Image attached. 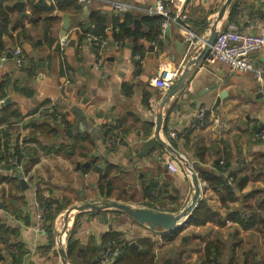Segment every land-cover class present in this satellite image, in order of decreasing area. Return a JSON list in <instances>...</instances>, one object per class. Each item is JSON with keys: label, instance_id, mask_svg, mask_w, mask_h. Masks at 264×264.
<instances>
[{"label": "crops", "instance_id": "1", "mask_svg": "<svg viewBox=\"0 0 264 264\" xmlns=\"http://www.w3.org/2000/svg\"><path fill=\"white\" fill-rule=\"evenodd\" d=\"M21 1L19 10L17 0H0L9 17L0 57L19 48L25 59L21 65L11 56L0 61V143L8 147V154L15 147L23 156L35 151L38 160L24 174L17 166L5 169L9 158L0 160V224L9 229L7 235L12 234L9 246H0V264H14L15 246L22 250L16 264H63L60 249L72 264L67 239L74 224L78 264H83L86 248L101 249L102 238L110 231L120 233L131 246L151 238L155 264L179 257L188 264H202L203 248L209 241L224 245L214 258L217 264H264V141L255 137L264 133V81L257 82L251 73L231 72L208 54L198 62L203 44H185L173 22L162 34L158 17L145 15L154 0H117L135 7L125 13L131 17L130 34L120 33L118 40L115 25L124 22V14L99 2L81 7L70 0H56V4ZM174 2L178 23L200 36L229 22L264 36V0ZM93 16L104 21L102 49L85 34ZM62 39H66L63 49L59 46ZM251 59L255 66L264 67V50ZM185 68L183 86L163 109L162 139L191 166L201 187L198 200L222 216L229 211L242 213L253 219L252 228L243 229L235 222L188 225L167 242L163 238L167 231L162 228L150 229L115 210H85L69 218L68 233L60 241L58 217L63 220L67 208L84 202L111 199L170 214L190 204L191 176L154 136L158 107L170 88L161 91L153 81L163 73L173 72L179 78ZM199 111L204 112L201 121L196 118ZM85 125L98 136L84 129ZM169 126L178 133L177 139L169 140ZM112 132L117 143L109 148L105 142ZM148 140L155 146L141 155ZM164 161L173 162L177 172L168 170ZM197 171L229 185L231 173H235V183L243 177L248 180L241 190L233 187L237 200L223 204L220 185L212 188L199 179ZM105 172L110 181L108 197L98 188ZM34 188L36 193L42 191L50 211L63 205L51 224L52 240L35 223Z\"/></svg>", "mask_w": 264, "mask_h": 264}, {"label": "trees", "instance_id": "2", "mask_svg": "<svg viewBox=\"0 0 264 264\" xmlns=\"http://www.w3.org/2000/svg\"><path fill=\"white\" fill-rule=\"evenodd\" d=\"M58 1V0H57ZM67 1V0H63ZM70 0L67 2L73 3L74 2ZM56 4V0H55ZM77 5V4H76ZM80 6V5H79ZM82 7V6H81ZM129 14H124L122 17L125 18L124 22L122 24H116L115 26L117 29L119 28V32L115 35V37L120 38V33L122 35H129L130 34V28L128 27L131 17L128 16ZM155 20L158 21V26L161 24V19L158 17ZM9 21V17L7 12L4 8L0 7V54L4 52V44L2 42V36L4 34H7V24ZM91 26L86 30L85 34H89L93 37H99L104 36V21L98 17H92L91 18ZM88 35V36H89ZM25 61V59H24ZM23 61V63H24ZM105 132H108L106 129ZM4 150L5 153L8 151L7 146H2L0 143V160L6 159L8 156H16L18 158L17 163H22L23 168V174L29 170V168L35 164L38 160L37 154L35 151H30V154L28 155L27 152L24 153V156L21 153V150H19V147L13 148V152L9 153L8 156H5L1 150ZM15 165L9 163H6L5 169L9 170L10 168L14 167ZM198 177L201 181L209 183V185L213 188L217 183L220 185L221 192H220V199L223 204H225L226 201L232 202L237 200L235 193L233 191V187H235L238 190H241L242 187L245 185V183L248 180V177H243L239 182H236L235 173H231L232 182L229 185L227 182H223L219 177L208 175L207 173L203 171H197ZM99 192L102 195H106L107 197L110 194V181L107 179L106 172L101 175L100 182L98 185ZM36 198L40 203H44L46 209H48V201L44 200L42 196V191H38L36 193ZM150 207V206H149ZM63 205H60L58 207L57 211H46L47 217L46 222L44 225L45 232L51 237L49 239L52 240L53 234L51 232V224L55 218V216L58 214L60 210H62ZM252 220H248L247 218L242 216V213L240 212H228L226 216H222L219 213L213 211L209 206H207L206 202L204 200H198L197 206L189 213L187 221L183 223L182 226H179L175 228L174 230L167 231L166 234L163 235V238L165 241L170 242L174 240L178 234L182 231L183 227L188 225L193 226H201L206 224L207 222H213L217 226H224L227 222H235L238 223L243 229H251L252 228ZM76 230V224L73 225L72 230L68 236L67 239V257L71 260L72 264H78L76 262V251L78 249V244L75 243L73 240V233ZM9 233V229L3 225L0 224V246L7 247L8 242L10 241L11 235H7ZM50 243H53L52 241ZM49 243V244H50ZM15 246V245H14ZM106 246L109 247L111 251L117 250V256L114 257L111 260V264H155L156 263V253H155V243L151 238H143L136 241L134 246L127 245L125 241H123L120 233L118 232H108L106 235L102 238V246L99 250L98 247H88L85 249V253L83 254V257L81 258L83 261V264H100V260H102V255L105 253ZM16 250H18L17 255L15 256V260H13L14 264L18 261V257L20 258L22 255V250L20 246H15ZM224 248V245L221 242H214L209 241L206 243V245L203 248V255L201 256L202 264H217L214 260L215 257H219L221 250ZM108 255V254H107ZM2 259L1 253H0V260ZM161 264H188L185 261L181 260L180 257L177 259H170L167 258L165 260L161 261Z\"/></svg>", "mask_w": 264, "mask_h": 264}, {"label": "built area", "instance_id": "3", "mask_svg": "<svg viewBox=\"0 0 264 264\" xmlns=\"http://www.w3.org/2000/svg\"><path fill=\"white\" fill-rule=\"evenodd\" d=\"M82 7H87L94 2H99L104 8L113 11L116 14H125L132 11L135 7L130 3L117 1V0H72ZM175 0H154L153 4L148 6L144 13L149 17H159L161 19L160 29L163 34L169 25L170 22L178 25L183 41L187 45H191L194 42H200L205 45L209 32L200 36L194 32L188 25L178 23L179 16L174 15L172 11V6L175 3ZM51 3L54 4L55 0H51ZM90 36V35H89ZM93 42L99 49H102L105 46V39L103 36L93 37L90 36ZM66 44V39L59 41V46L61 49ZM264 50V36L255 35L247 33L241 29V26L235 22H229L225 28L217 30L216 37L213 43L209 47L208 58L221 63L229 68L231 72L234 73H251L255 80L259 83L264 81V67L255 66L252 62L251 56L259 51ZM10 55L15 59V61L21 65L24 61V57L19 48H16L9 53L3 54L0 57V61H3L7 55ZM175 73H163L157 79L153 81V85L160 89L161 91L166 92L172 85L175 83L176 79ZM178 78V77H177ZM1 102V101H0ZM204 112L199 111L196 118L198 121L203 119ZM115 132H112L107 141L105 142L106 147L114 146L117 143V138L114 135ZM169 140L177 139L178 133L173 129L172 126L168 127L167 130ZM259 140L264 141V133L256 134L255 136ZM21 148V147H20ZM10 153L12 151L10 150ZM155 157L160 161V157L155 154ZM9 163L17 166V169L20 173H23L22 163H17L18 158L16 156H8ZM168 170L172 172H177L176 167L171 161H164ZM34 196L36 193V188H34ZM34 206V215L36 219V225L39 230L43 231V221L45 216V209L41 206V203L37 200L36 196L33 201ZM117 256V250L110 254L109 258L103 257L102 263L108 264L111 260Z\"/></svg>", "mask_w": 264, "mask_h": 264}, {"label": "water", "instance_id": "4", "mask_svg": "<svg viewBox=\"0 0 264 264\" xmlns=\"http://www.w3.org/2000/svg\"><path fill=\"white\" fill-rule=\"evenodd\" d=\"M15 6H17L18 9L21 10L23 7V2L21 0H17ZM216 34H217V28L213 27L209 33L206 44L204 45L203 52L198 62L204 59L205 56L208 54L209 47L213 43ZM7 56L10 55L8 54ZM186 75H187V68H185L182 71L181 76L175 81V83L169 89L167 95L162 99L161 103L159 104L158 112L156 114V119H155L154 136L158 145L163 147L166 151L170 152L171 154L175 155L179 159V161H181V163L183 164V167L185 168L186 172L191 176L194 185V194L190 204L182 211H180L178 214H170L162 211H157L152 208L134 207L132 205L117 201L84 202L81 203L80 205L72 206L66 209L63 216L61 231L57 235L58 238L61 239L63 235H67L69 218L73 214L85 210H90V211L118 210L124 213L125 215H127L128 217H130L131 219H133L134 221L138 222L139 224L147 225L150 229L162 228L165 231L174 230L175 228L182 226L183 223L187 221L189 213L197 206V201L199 199V192L201 188L199 185V180L194 174L193 170L191 169V166L179 155V153L175 149H173L170 146V144L167 141L162 139V134L160 132L164 106L167 103V101L174 95L175 91L183 86ZM79 119L80 121H83L84 117L81 116L79 117ZM84 129L88 130L89 132H93L95 135H97L96 131L87 125H85ZM154 146H155V142L153 140H148L145 144L144 151L141 153V155L148 154L154 148ZM60 254L63 260V264H68L65 251L63 249H60Z\"/></svg>", "mask_w": 264, "mask_h": 264}, {"label": "rangeland", "instance_id": "5", "mask_svg": "<svg viewBox=\"0 0 264 264\" xmlns=\"http://www.w3.org/2000/svg\"><path fill=\"white\" fill-rule=\"evenodd\" d=\"M5 156H8V153H5L4 154ZM105 201H114V200H111V199H107V200H105ZM128 204V203H127ZM77 205H80V204H77ZM41 206L45 209V211H47L48 209H46V207H45V204L44 203H41ZM132 206H134V207H141L140 205H133L132 204ZM160 205H158L157 204V207H159ZM144 208H150V207H144ZM113 211V210H112ZM116 211V213L117 214H119V215H124V213H122V212H118V210H115ZM48 212H49V210H48ZM47 212V213H48ZM180 212V211H179ZM179 212H175V214H178ZM47 213H45V216H44V221H43V230H44V225H45V222H46V217H47ZM63 216V215H62ZM35 223H36V219H35ZM57 223H58V226H59V231L61 230V225H62V217H58V220H57ZM64 236V235H63ZM59 240H61L60 238H58ZM65 245H66V242H65ZM114 251H116V250H113V251H111L110 249H109V247L108 246H106V248H105V253L102 255L103 257H105V258H109L110 257V254L112 253V252H114ZM118 253V252H117ZM108 254V255H107ZM102 257V258H103ZM116 257V256H115ZM103 260V259H102ZM102 260H100V264H105V262H103L102 263Z\"/></svg>", "mask_w": 264, "mask_h": 264}, {"label": "bare ground", "instance_id": "6", "mask_svg": "<svg viewBox=\"0 0 264 264\" xmlns=\"http://www.w3.org/2000/svg\"><path fill=\"white\" fill-rule=\"evenodd\" d=\"M60 215V214H59ZM63 221V220H62ZM70 223V222H69ZM71 225V224H70ZM61 231V230H60ZM61 241V240H60Z\"/></svg>", "mask_w": 264, "mask_h": 264}]
</instances>
